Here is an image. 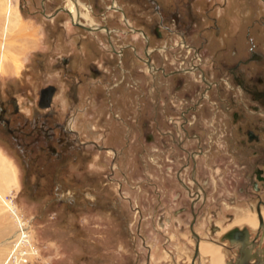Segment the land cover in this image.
I'll return each instance as SVG.
<instances>
[{"label":"rangeland","instance_id":"1","mask_svg":"<svg viewBox=\"0 0 264 264\" xmlns=\"http://www.w3.org/2000/svg\"><path fill=\"white\" fill-rule=\"evenodd\" d=\"M79 1L96 23L114 31L126 51L122 65L99 44L106 43L105 33L71 24L62 11L70 0H0V49L7 47L0 62V187L6 193L0 264H8L11 249L2 245L20 223L37 249L32 255L29 243L22 247L24 264H191L195 195L179 179L182 173L190 184L189 151L201 147L198 175L208 192L206 203H195L199 229L213 227L217 212L246 206L248 194L233 188V177L251 183L255 157L248 149L256 153L259 144L246 138L242 109L228 105H249L254 123H264V107L229 70L241 64L236 72L252 86L264 79V0ZM126 19L151 37L158 68L200 64L212 88L201 71H157L155 78L132 48L145 55L148 43ZM185 39L198 53L183 46ZM50 85L52 103L41 107V91ZM207 90L209 97L202 95ZM186 108V117L197 114L202 127L194 124L184 136ZM73 113V130L67 129ZM214 182L220 187L208 186ZM234 192L243 203L216 202Z\"/></svg>","mask_w":264,"mask_h":264},{"label":"flooded vegetation","instance_id":"2","mask_svg":"<svg viewBox=\"0 0 264 264\" xmlns=\"http://www.w3.org/2000/svg\"><path fill=\"white\" fill-rule=\"evenodd\" d=\"M71 1V4L68 6V7H64L62 8V11H67L68 12V15L70 17V20H71V24L73 23V25H79L81 26L82 28L86 29V30H89V33H96L95 36H98L97 33H100V34H103L105 33V40H106V43H102V39L99 40V44L100 45H104L106 46L110 51L114 52L115 54H118L119 56V59L121 60V65L123 64V61H124V57H125V50L117 44V42L115 41V38L113 37V33L114 31L113 30H110L108 27L106 26H103L101 27L100 24L96 23L92 18H91V12H90V8L88 7L87 8V12H84L82 9H81V2L79 0H70ZM82 6H84L82 4ZM112 8H114L115 10H118V7L116 6H112ZM84 12V16H82L80 18V21L79 23H74L73 21V14L77 13V12ZM83 19L85 20L86 19V22H83ZM126 23L127 25L132 29V31L134 32H140L141 35L144 37L146 43H148L147 45V49L145 51V55L144 53H140L139 51V48L138 46H132L133 50H135V53H136V56L138 59L140 60H143L145 63H146V68L147 70L153 74V76L156 78L157 76V71H160L161 74L163 75L164 73L166 75H173V74H179V73H182V72H193V71H201V79L203 82L206 83V85L208 86L207 88H212L213 84L211 82V77H210V74L206 75L204 73V71L202 70L201 68V65L200 64H193L192 66L190 67H187V68H182L180 70H170L169 72L166 70L165 67H162V68H158V66H156L153 61H152V52L154 51L153 49H151L149 47L150 43H151V37L148 36L142 29H137L135 26L132 25V23H130V21H128L126 19ZM178 32V31H176ZM183 38H185V35L183 36ZM184 47H187V48H192L193 50H195L197 53H198V48L195 47V46H190L187 42H186V39L184 40ZM162 49H165V48H162ZM145 56V57H144ZM251 60L252 59H256L257 58V54L255 51H251ZM202 60L204 61V59L202 58ZM203 63V62H202ZM241 64H237L235 67H232L230 68V73L235 77V79L238 81H242L243 80V83L245 84L244 85V89H246V93L248 95H252L253 97H255L260 103H262V106L264 107V79L262 77H258V82L259 84L258 85H254L252 86V83H249L247 82V79L246 78H243L241 75H238L236 70L239 68ZM192 76H195V73L192 74ZM238 81V82H239ZM203 96L205 97H209V92L208 90L205 92L202 93ZM53 99V97H52ZM62 101V104L64 105V99H61ZM41 97L39 99V105L41 106ZM52 103V101H51ZM244 107L242 108L241 106V103H230L228 106L230 109L234 110V108H240L242 109V111L245 113V120H246V124L248 125V129L246 130V138L247 140L252 143V142H256V144H259V149H257L256 153L253 152V149H248L249 150V155H252L255 157V160L252 161V170H251V175H252V180H251V186L253 187V193L256 194V197H257V203H256V211L259 214H261V207L264 206V198L262 197V193H260V191H263L264 192V123L262 122H256L254 123L253 119L251 117H249L248 115H252L253 113H255L250 107L249 105H246L245 103H243ZM205 107L206 105L203 104L202 102H200L199 104V107ZM198 107V108H199ZM197 110L199 111L200 109ZM207 110L210 109V107L207 105L205 107ZM228 108V109H229ZM245 108V109H244ZM85 110L83 109L82 112H84ZM191 113L190 111V108H186L184 109V111L182 112V115H181V118H182V125H180V129L182 130L184 134V136L186 135L187 133V130L188 128H192L194 127V124H197L198 126H201V123H199V121H201L198 117L197 114H195V116L193 117V120L191 118H187L186 117V113ZM263 113L264 114V109H260V113ZM81 111H79L76 115L80 114ZM210 113V112H209ZM259 113V112H257ZM75 113L72 114L71 118H70V121L68 123V126H67V129L71 128L73 130V124H74V118H75ZM227 115V113H226ZM230 117V116H229ZM209 118V117H208ZM196 119V121H195ZM215 119L217 120V117H215ZM208 120V119H207ZM186 122H187V125L186 126ZM71 125V127H70ZM186 126V127H185ZM76 132V131H75ZM77 134H79L78 132H76ZM189 134L191 135L192 133L189 132ZM80 137V135H79ZM187 137V136H186ZM195 140H197V142H199L201 145H202V140H203V137L201 135H198V134H194L192 136ZM180 139V143L181 140H182V137L180 136L179 137ZM205 148V147H203ZM205 150V149H204ZM199 152V153H198ZM117 153V156H116V166L117 164V158H118V151H116ZM188 153V152H187ZM202 153V150H201V147L199 146V149L198 150H191L189 151V155H190V161L192 163V175L190 177V184H186L184 182V178H183V174L181 173V175L179 174V179H180V182L186 187V189L188 190V193L190 194H193L195 195L194 196V200H193V207H192V211H193V217H194V213H196L197 217H196V222L194 224V230L196 231V233L199 235V239H198V246H199V255L194 259V257L192 258L191 260V264H196V260L198 259V257L200 256V242H201V234L199 233V231L197 230V225H198V216L200 214V212L197 210V206L195 205L196 202H198L199 200L203 201L205 200V203L207 202L208 200V192H207V188L205 186L206 182L202 183L200 181V175H198V156L200 157V154ZM204 154V153H203ZM186 160H187V156H186ZM207 166H209V163H207ZM115 167V166H114ZM195 192V193H194ZM192 217V219H193ZM189 229H190V234L193 238V241H194V244L196 246V239L195 237L192 235V231H191V227L189 226ZM242 230H247V229H236L235 231L231 232L228 234V237H230V239H237L236 242H234L233 244L238 246L239 248H244V247H247L246 250L250 251L249 250V234L247 233V236H245L243 238V240H239V231H242ZM263 230V228H261V231ZM262 234H259L258 237L254 240V242L252 243V245H255V243H257L261 238ZM167 246V245H166ZM251 246V245H250ZM257 246V245H256ZM255 246V247H256ZM165 249V252L167 254H170L169 252L170 249L168 247H164ZM245 250V249H244ZM194 255V254H193ZM261 255L260 258L262 261H264V255L261 253L259 254ZM177 263V262H176ZM178 264V263H177ZM241 264H244V263H241Z\"/></svg>","mask_w":264,"mask_h":264},{"label":"crops","instance_id":"3","mask_svg":"<svg viewBox=\"0 0 264 264\" xmlns=\"http://www.w3.org/2000/svg\"><path fill=\"white\" fill-rule=\"evenodd\" d=\"M234 178L235 176L233 177V188L240 186L248 194V197L244 198L246 206L242 209L234 207L232 210L227 209L226 212H217L216 219H214L216 223L210 229H199L197 225V230L201 234V242L200 256L196 260V264H241L244 259V264H264V261L260 258L261 255H259L261 253L264 255V206L261 207V214L258 215L255 208L257 197L251 191V183L249 185L237 184ZM208 186L218 188L220 184L214 182L208 184ZM230 186L231 184L227 185V187ZM260 193H262L264 198V192L260 191ZM216 202L239 205L244 201L242 196L234 192L232 196L228 195L226 199L217 200ZM261 228H263L262 231ZM236 229H247L250 251L246 250L247 247L239 248L234 245L233 243L237 239L231 240L228 237V234ZM259 234H262V238L255 245H252ZM166 245V243L163 244L164 247H168ZM169 253L174 256L172 251Z\"/></svg>","mask_w":264,"mask_h":264},{"label":"bare ground","instance_id":"4","mask_svg":"<svg viewBox=\"0 0 264 264\" xmlns=\"http://www.w3.org/2000/svg\"><path fill=\"white\" fill-rule=\"evenodd\" d=\"M16 15H17V12L14 13V16H16ZM72 16H73L74 23H79L80 18L82 16H84V12L80 11V12L73 14ZM10 29H12V28H10ZM6 33H7V30L4 29L3 35L5 36ZM5 49H7V47H6V44L3 43V47L0 49V62L1 63L3 62V60H6L7 53H6ZM2 50H3V52H2ZM13 55H15V54H13ZM6 64L7 63H5V65ZM6 68H7V66L5 67V69ZM0 180H2L1 177H0ZM0 186H1V184H0ZM5 195H6L5 189L2 186V187H0V199L2 200L3 203H6V196ZM25 226H28V225L26 223H24V224L20 223L18 230L15 231V234L12 236V238H10V240H8L7 242H4V244L2 245V248H8L9 247V249H11L8 253L9 255H8L7 260H6V263H8V264H10V262L12 260H15V262H17L16 264H24L25 262L27 263V259L24 257V255L27 254L28 252H24L25 249H23L22 247H24L28 243H29L28 245L31 249L32 255L33 254L35 255L37 252L36 247L33 246V242H32L33 238L31 237V235H29L27 228H24Z\"/></svg>","mask_w":264,"mask_h":264},{"label":"water","instance_id":"5","mask_svg":"<svg viewBox=\"0 0 264 264\" xmlns=\"http://www.w3.org/2000/svg\"><path fill=\"white\" fill-rule=\"evenodd\" d=\"M54 92H55V87L51 86V85L42 89V91H41V101H42L41 107H49L51 105V101H52V97H53ZM196 217H197V215H196V213H194V217L190 223L192 235L196 239L194 259L199 255V246H198L199 235L194 230V224L196 222ZM239 235H240L239 240H243V238L247 235V230L239 231ZM244 262H245V259L243 260V263ZM193 264H194V262H193Z\"/></svg>","mask_w":264,"mask_h":264},{"label":"built area","instance_id":"6","mask_svg":"<svg viewBox=\"0 0 264 264\" xmlns=\"http://www.w3.org/2000/svg\"><path fill=\"white\" fill-rule=\"evenodd\" d=\"M24 228H27L26 226ZM28 230V229H27ZM13 264L15 263V260H12Z\"/></svg>","mask_w":264,"mask_h":264}]
</instances>
